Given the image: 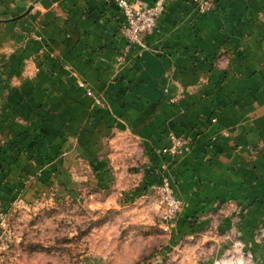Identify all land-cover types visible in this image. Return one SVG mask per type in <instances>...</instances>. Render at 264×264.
<instances>
[{"label": "crops", "instance_id": "crops-1", "mask_svg": "<svg viewBox=\"0 0 264 264\" xmlns=\"http://www.w3.org/2000/svg\"><path fill=\"white\" fill-rule=\"evenodd\" d=\"M214 1L200 13L168 0L140 51L110 0H0L4 207L27 174L69 175L118 149L153 158L170 133L194 143L173 170L192 206L261 195L264 0Z\"/></svg>", "mask_w": 264, "mask_h": 264}, {"label": "rangeland", "instance_id": "rangeland-1", "mask_svg": "<svg viewBox=\"0 0 264 264\" xmlns=\"http://www.w3.org/2000/svg\"><path fill=\"white\" fill-rule=\"evenodd\" d=\"M189 143L173 160L118 149L79 162L70 176L27 174L6 207L0 200V264H264V172L261 195L192 206L173 175ZM166 179L181 202L173 217L159 203Z\"/></svg>", "mask_w": 264, "mask_h": 264}, {"label": "built area", "instance_id": "built-area-1", "mask_svg": "<svg viewBox=\"0 0 264 264\" xmlns=\"http://www.w3.org/2000/svg\"><path fill=\"white\" fill-rule=\"evenodd\" d=\"M110 1L120 9L122 16L120 33L122 37L130 46H134L140 51L148 49L146 39L155 33L159 19L165 13L168 0H157L154 4L143 7H135L127 0ZM190 3L194 5L200 13L212 9V4L209 1L190 0ZM190 146L187 138L170 133L168 135L167 145L158 156L161 157V160L169 158L173 160L180 156L184 151H189ZM165 167L166 166L163 164L161 169L164 170ZM158 189L160 191L159 203L165 208L166 217H173L176 212L180 210L181 202L173 195V190L167 179Z\"/></svg>", "mask_w": 264, "mask_h": 264}]
</instances>
